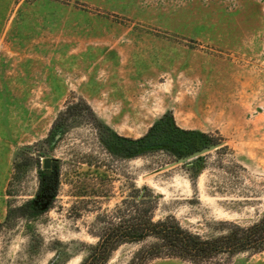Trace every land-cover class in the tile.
I'll return each instance as SVG.
<instances>
[{"label": "rangeland", "instance_id": "rangeland-1", "mask_svg": "<svg viewBox=\"0 0 264 264\" xmlns=\"http://www.w3.org/2000/svg\"><path fill=\"white\" fill-rule=\"evenodd\" d=\"M166 112L229 147L194 184L162 153L128 160L100 140L108 129L137 138ZM45 157L57 191L31 217L19 206L44 180ZM132 184L159 195L155 220L171 215L202 236L264 214V0H0V264H81ZM141 245L106 264H129ZM197 264H264V251Z\"/></svg>", "mask_w": 264, "mask_h": 264}, {"label": "trees", "instance_id": "trees-1", "mask_svg": "<svg viewBox=\"0 0 264 264\" xmlns=\"http://www.w3.org/2000/svg\"><path fill=\"white\" fill-rule=\"evenodd\" d=\"M82 103L93 117L87 102L82 100ZM68 110L69 107L61 115ZM54 126L56 133L60 132L61 127L57 125V121ZM108 131L109 137L101 136L100 140L110 155L130 160L162 153L168 158L166 166L179 164L185 167L193 184L206 169L211 152L218 156L221 163L223 151L229 150L219 134L182 128L176 123L171 112L164 113L146 133L137 138L122 137L109 129ZM211 145L218 147L189 161L179 162L181 158ZM40 156L35 159L38 160ZM24 161L21 150L13 165L15 178L22 172ZM57 177L58 172L53 169L51 174L44 175L35 196L19 206L24 209V213L35 217L51 208L50 200L57 191ZM158 199L159 195L147 185L138 188L132 184L127 196L114 206L110 216L99 219L103 225L98 233H93L97 240L90 246L81 264H106L112 253L123 244L142 243L129 264H147L149 260L160 257L179 258L197 264L210 261L221 254H255L264 251V214L249 225L221 221L222 228L217 235L202 236L182 227L171 215L155 220L154 212Z\"/></svg>", "mask_w": 264, "mask_h": 264}, {"label": "water", "instance_id": "water-1", "mask_svg": "<svg viewBox=\"0 0 264 264\" xmlns=\"http://www.w3.org/2000/svg\"><path fill=\"white\" fill-rule=\"evenodd\" d=\"M217 147H218L217 145H211V146H208V147H206V148H203V149H201V150H199V151H197V152H194V153H192V154H190V155H188V156H185V157L181 158V159L179 160V162L189 161V160H191V159H193V158H195V157H197V156H199V155H201V154H203V153H206V152H209V151H211V150H214V149H216ZM51 162H52L51 158H49V157H45V158H43L42 166H43V172H44V173H46V174L50 173V171H51V170H50Z\"/></svg>", "mask_w": 264, "mask_h": 264}, {"label": "flooded vegetation", "instance_id": "flooded-vegetation-1", "mask_svg": "<svg viewBox=\"0 0 264 264\" xmlns=\"http://www.w3.org/2000/svg\"><path fill=\"white\" fill-rule=\"evenodd\" d=\"M51 166H52V162H51ZM50 170H51V171H50V173H48V174H51V172H52V168H51V167H50ZM45 174H46V173H45ZM48 174H47V175H48Z\"/></svg>", "mask_w": 264, "mask_h": 264}]
</instances>
